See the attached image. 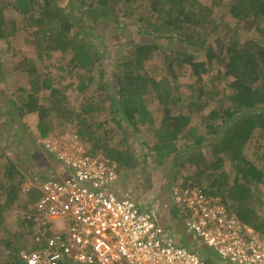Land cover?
Returning a JSON list of instances; mask_svg holds the SVG:
<instances>
[{"label": "trees", "instance_id": "trees-1", "mask_svg": "<svg viewBox=\"0 0 264 264\" xmlns=\"http://www.w3.org/2000/svg\"><path fill=\"white\" fill-rule=\"evenodd\" d=\"M67 5L62 6L58 0H17L14 4L15 9L29 19L39 57L59 54L70 58L66 69L79 77V82L73 80L60 85L58 80L48 77L50 70L47 74L44 72L49 66L39 64L36 57L21 60L30 90L19 109L23 114H38V139L44 144L56 120H75L77 126H72V130L88 142L95 155L102 154L117 163L119 171L136 165L137 160L131 152L102 139L88 120L90 113L103 108L102 94L97 101L93 100L92 94V97H84L87 101L81 103L78 112L72 109L67 94L68 89L85 92L87 83L94 80L92 69L95 64H104L103 51L82 34L103 21L119 26L123 18L134 19V24L147 33H158L160 38H175L179 42L180 47L171 51L169 68L172 77L177 76L174 64L190 65L201 81L204 73L214 69V64L220 63V66L211 80L215 89L206 91L201 87V103L185 102L170 83L169 75L158 78L146 71V63L154 59L161 47L158 41L137 44L132 57L116 63L114 80L118 87L100 85L107 94L110 93L109 116L115 124L111 133H125L130 128L138 131L143 125L150 124L157 138L150 146L157 157V165H162L171 156H175L177 163H182L180 142L188 144L193 167L200 169L194 176L195 183L204 185L201 187L208 194L221 195L241 220L264 232V215L251 203L252 186L264 182V168L247 155V150L258 139L257 132H264V0H211L210 3L203 0H69ZM222 5L239 22L247 23L248 38L240 37V26L223 24L225 15L217 9ZM18 29V22L7 19L4 4H0V39L15 35ZM220 29L226 30L224 36L216 39V45H213L209 39ZM165 43L168 45V41ZM201 50L205 54L196 56L195 53ZM101 72L105 76V70ZM86 74H91L86 78L88 81ZM217 80H225L223 89H216ZM46 91L47 96L42 94ZM41 94L44 102H41ZM149 100L159 105L160 123L148 108ZM180 102L188 105L192 115L183 111L174 113V105ZM202 106L209 107L210 112L203 114ZM197 113L201 116L195 115ZM205 143L210 151L208 159L201 150L197 153L194 150ZM2 150L0 144L1 155L4 154ZM7 158L4 171L6 199L0 202V224L4 223L5 213H12L9 209L20 204V208L27 211L24 215L26 226L31 227L33 243L29 249H38L45 242L40 238L42 227L36 218L40 193L32 188L26 197L19 196L26 173L13 159ZM230 173L234 174L233 180L228 177ZM47 178L45 175L41 180ZM179 211H176L177 215ZM18 232L6 229L5 234L13 235L1 239V252H8L6 264H27L14 243Z\"/></svg>", "mask_w": 264, "mask_h": 264}, {"label": "rangeland", "instance_id": "rangeland-1", "mask_svg": "<svg viewBox=\"0 0 264 264\" xmlns=\"http://www.w3.org/2000/svg\"><path fill=\"white\" fill-rule=\"evenodd\" d=\"M58 1H60L62 6L68 7L67 2L69 0ZM16 2L17 0H0V4H4L5 17L10 20H16L19 26L15 35L6 39H0V144L4 153L3 155L0 154V202H5L6 199L5 184L7 180L4 171L7 157L13 159L19 168L26 173L24 175L25 180L33 179L34 181L41 182V179L45 175L50 174L51 167H56L52 154L48 152L36 134L38 114H23L19 109L20 104L24 100L23 98L27 96L30 90V85L22 72L24 66L21 60L26 57H36L39 64L49 66L45 67L44 72L47 74L50 70L51 73H48V77L58 80L56 82L60 85L73 80L79 82V77L73 76L66 69L68 64H70V58L61 57L59 54H54L53 56L45 55L43 58L39 57V51L33 42L34 36H31L33 28L29 26L28 17L15 9L14 4ZM203 2L210 3L211 0H203ZM217 9L220 14L223 13L225 15L223 24H229L233 27L240 26V37L244 36L245 39L248 38L247 23L244 21L239 22L237 18L230 14L226 6H217ZM121 21L122 23L119 26L112 22L103 21L95 25L94 29L82 34L87 41L94 42L103 51L104 64H95L92 69L94 80L87 83L88 86L85 92L79 93V91L68 89L67 94L70 97L71 107L76 112L81 110V103L84 104L87 101L84 97L93 96V100L97 101L98 96L102 94L101 96L104 100L103 108L101 111L95 110L90 113L87 116L88 120L100 132L102 139L128 150L137 160L136 165L133 167L121 169V179L118 181L119 187L121 188L122 186V191L137 199L141 206L155 211L159 220L165 226H168V229H171L176 234L178 233V236H180L179 232H182L181 227L183 222L180 212L178 215L176 213L179 208L173 202L172 192L176 187L186 186L190 182L195 183L194 176L200 169L196 170V167H193V157H190L189 154L191 147L181 141L179 154L183 157L184 161L177 163L175 156H171L162 165H157V157L150 149V146L155 143L157 138L150 124L143 125L138 131L130 128L131 130L125 133H123L124 131H120L117 134L111 133V127L115 124L114 120L110 119L111 116H109L110 102L108 95L110 93L107 94V91L100 87V85H108L112 88L118 87L117 82L114 80L116 63L123 62L132 57L137 44L158 41L161 47L158 49L154 59L146 63V71L153 77L158 78L169 75L170 83L176 93L183 98V101L201 103L203 101L199 96L201 87L206 91L215 89L211 80L217 73L220 63L214 64V69L211 72L204 73L202 81L197 78L190 65L184 64L180 66L174 64L175 74H177L176 78H174L170 75L171 69L169 68L171 51L179 46V42L175 38H160L158 37V33H147L145 29L134 24V19L123 18ZM86 22L89 25L91 24L89 20ZM225 31V29H220L209 41L213 45H216V39L222 38ZM167 41L168 45L165 43ZM164 44L167 46H164ZM204 54L202 50L195 53L198 57ZM102 69L105 70V76L101 72ZM90 75L86 74L85 79L90 77ZM86 80L88 81V79ZM224 82L225 80L221 82L217 80L216 89H223ZM42 94L47 96L49 93L46 91L42 92ZM43 98L42 96L41 102H44ZM157 105L156 101L149 100L148 102V108L154 112L157 123H160L162 112L158 109ZM174 106L175 114L179 111L191 115L193 113L186 103L180 102ZM202 107L203 114L210 112L209 107ZM195 115L201 116L200 113ZM123 124L124 126L128 125L126 123ZM74 125L77 126L75 120H56L51 135L57 136L59 133L71 131ZM257 138L256 142L247 150V155L249 159L264 168V132L263 134L257 132ZM194 150L195 153L201 150L206 159L210 158L208 156L210 151L206 143L199 148H194ZM130 163L132 164V162ZM206 169L207 165L203 167L204 171ZM228 177L230 180H233L234 174L230 173ZM197 185L204 186L201 183H197ZM23 187L20 190L19 196L26 197L27 194L23 191ZM252 188L253 202L251 203L264 215V182L255 184ZM227 203L230 204L231 202ZM9 211L12 213L6 212L4 223L0 224V264H6L8 260V252H1V249H3L1 239L13 235L5 234L6 229L11 231L19 230V235L16 236L17 239L14 241L19 252L31 248L33 243L31 227L26 226V220L24 219L27 211L20 208V204L19 206L15 205ZM183 239L186 240V238ZM207 250L210 251L211 249L208 248ZM213 254L216 255V253Z\"/></svg>", "mask_w": 264, "mask_h": 264}, {"label": "built area", "instance_id": "built-area-1", "mask_svg": "<svg viewBox=\"0 0 264 264\" xmlns=\"http://www.w3.org/2000/svg\"><path fill=\"white\" fill-rule=\"evenodd\" d=\"M44 145L56 167L47 179L24 183L26 194L40 193L36 218L45 239L38 249L21 250L27 264H264V232L220 195L197 184L176 187L178 236L122 191L117 163L95 155L77 132L50 135Z\"/></svg>", "mask_w": 264, "mask_h": 264}, {"label": "clouds", "instance_id": "clouds-1", "mask_svg": "<svg viewBox=\"0 0 264 264\" xmlns=\"http://www.w3.org/2000/svg\"><path fill=\"white\" fill-rule=\"evenodd\" d=\"M219 195V194H218ZM221 196V195H220Z\"/></svg>", "mask_w": 264, "mask_h": 264}, {"label": "crops", "instance_id": "crops-1", "mask_svg": "<svg viewBox=\"0 0 264 264\" xmlns=\"http://www.w3.org/2000/svg\"><path fill=\"white\" fill-rule=\"evenodd\" d=\"M123 183V182H122Z\"/></svg>", "mask_w": 264, "mask_h": 264}]
</instances>
